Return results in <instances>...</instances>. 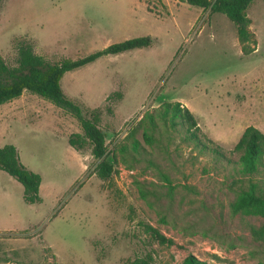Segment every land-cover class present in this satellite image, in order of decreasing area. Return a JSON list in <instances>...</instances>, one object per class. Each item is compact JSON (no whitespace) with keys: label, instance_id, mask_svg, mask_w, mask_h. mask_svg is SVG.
Masks as SVG:
<instances>
[{"label":"rangeland","instance_id":"374dc122","mask_svg":"<svg viewBox=\"0 0 264 264\" xmlns=\"http://www.w3.org/2000/svg\"><path fill=\"white\" fill-rule=\"evenodd\" d=\"M256 50L241 51L234 24L183 0H0V55L15 64L30 42L51 62L125 39L147 47L66 72L63 93L99 116L106 152L68 143L78 120L29 91L0 105V147L13 144L39 173L40 203L0 170V264H124L152 256L181 264H264V216L233 212L250 183L264 192V156L248 175L234 146L247 126L264 134V0L247 8ZM193 114L197 139L167 103ZM213 150H218L219 154ZM113 165L97 176L101 160ZM157 228L174 245L146 231Z\"/></svg>","mask_w":264,"mask_h":264},{"label":"trees","instance_id":"16d2710c","mask_svg":"<svg viewBox=\"0 0 264 264\" xmlns=\"http://www.w3.org/2000/svg\"><path fill=\"white\" fill-rule=\"evenodd\" d=\"M188 4L209 9L211 13L224 14L235 26L238 42L244 55H249L256 50V39L250 30L251 20L247 15V8L255 0H183ZM149 36H139L125 39L120 42L84 55L76 59H62L59 62H51L34 52L30 42H19L16 46L17 54L15 64L6 63L0 55V105L19 97L24 91H29L43 97L55 106L74 116L81 127V133H73L68 138L69 145L77 151L87 145L91 148V154L95 159L104 157L107 150L105 134L99 127V116L93 114L86 117L82 109L62 91L61 79L68 72L94 62L102 56L116 55L136 48L149 46ZM172 111V118H178L186 127L189 137L197 139L199 126L192 112L180 102L167 103L164 113ZM219 154L218 150H213ZM234 151L239 153L238 163L242 170L252 175L259 170L264 156V134L254 126H247L234 146ZM0 170L18 181L23 188L22 198L25 203H40L39 187L41 176L28 169L20 160L17 148L13 144H5L0 147ZM113 171V165L101 160L96 168L97 176L106 180ZM233 212H242L264 216V192L260 191L256 184L250 183L232 203ZM146 231L151 238L159 244L172 246V238L166 237L157 228L147 226ZM124 264H153L152 256L147 254L136 257ZM181 264H209L197 259L194 255H187Z\"/></svg>","mask_w":264,"mask_h":264}]
</instances>
